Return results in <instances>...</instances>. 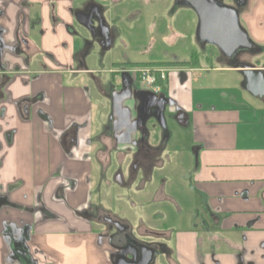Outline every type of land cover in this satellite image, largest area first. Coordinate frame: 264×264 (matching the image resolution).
Listing matches in <instances>:
<instances>
[{"label":"flooded vegetation","instance_id":"1","mask_svg":"<svg viewBox=\"0 0 264 264\" xmlns=\"http://www.w3.org/2000/svg\"><path fill=\"white\" fill-rule=\"evenodd\" d=\"M218 1L238 10L240 16L253 4V0ZM188 9L194 12L187 0H82L69 6V22L58 18L51 10L52 25L59 24L72 40L67 67L83 72L87 82L84 93L95 105L96 118L104 119V123L90 138L80 137L87 123L70 122L58 134L67 156L78 163L77 172L83 175L80 178L63 176L58 184L60 197L51 195L49 203L58 202L61 210L70 211L72 220L70 216L65 219L48 209L39 193L37 205L30 212L34 215L33 223L9 226L22 245L25 246L29 232L36 226L39 211L43 217L61 221L69 231L91 230L95 234V245L108 264H225L227 260L230 264H264V239L251 241L257 237L253 224L259 218L243 226L230 220L226 227L228 216L210 209L193 179L198 168L196 148H169L176 132L188 128V115L179 106L176 90L170 85L177 76V67L184 71L188 65V61L178 60L173 53L178 39L183 41L188 36L187 32L179 30L181 24L177 19L181 11ZM239 22L241 24L240 17ZM30 23L29 29L31 27L41 37L43 30L37 13L30 18ZM20 29L18 22L15 35ZM5 34L6 29L0 25V65L3 68L16 70L20 66L10 63L6 55L20 57L23 53L22 64L38 70L47 68V63L61 65L65 57V53L36 49L39 39L30 41L24 33L11 42L4 39ZM247 36L251 47L235 49L232 58L214 44L198 37L197 40L202 49L207 47L206 54L211 47V54L216 53L233 66L252 65L251 55L259 48L248 33ZM133 39L140 53L159 52L165 58L107 62L117 46H127ZM61 43L60 48L65 52L67 42ZM35 53L41 57L36 66H31ZM107 63L110 68H90ZM140 63H154L155 67L166 70L164 81L153 95H150L152 90L140 84L136 74L129 72L142 67ZM121 72L129 73L131 84L128 80L122 84ZM15 75L17 71L7 74L4 83ZM188 161L190 164L186 165ZM178 174L182 184L199 196L197 205L185 212L166 188L169 178ZM82 182L87 187L85 199L71 207L69 195L75 193ZM3 233L8 236L10 230ZM17 254L22 260L34 262L25 248H20Z\"/></svg>","mask_w":264,"mask_h":264},{"label":"crops","instance_id":"2","mask_svg":"<svg viewBox=\"0 0 264 264\" xmlns=\"http://www.w3.org/2000/svg\"><path fill=\"white\" fill-rule=\"evenodd\" d=\"M81 1L0 0V25L6 29V41L16 40V36L24 33L30 41L39 39L36 49L54 54L61 53L56 52L61 50L59 41L67 42L61 65L46 62L48 67L44 70L27 67L20 60L23 53L16 56V64L20 65L16 70L0 65V264H108L96 247L91 230L69 231L61 221L43 217L39 211L36 215L39 219L25 246L9 229L10 225L33 223L34 215L30 212L37 205L39 193L48 209L65 219L71 215L70 211L61 210L58 202L49 203L51 195L60 197L58 184L63 176L83 175L77 172L78 163L67 156L58 134L75 122L87 123V128L80 132L81 138L94 136V113L93 103L84 93L87 82L83 72L67 67L71 37L59 24L52 25L51 10L69 22V6ZM36 13L43 30L41 37L30 25V18ZM240 19L259 48L250 62L264 72V0H253L250 10L243 12ZM18 22L21 29L15 35ZM210 59L214 60L210 66L203 62L196 68L186 65L184 71L177 67V76L170 83L176 90L179 106L188 115L186 127L191 134L186 149L195 147L198 154L193 179L210 209L228 216L226 227L230 220L243 226L259 218L253 224L257 237L251 241L261 240L264 239V99L246 91L243 67L229 64L216 53ZM199 69L202 74H197ZM13 71L17 75L4 83L5 76ZM86 189L82 182L69 195L71 207L84 201ZM9 230L10 234L5 236L3 232ZM20 248L27 249L34 262L22 260L17 254ZM76 252L84 253L82 261L75 259ZM225 264L230 262L227 260Z\"/></svg>","mask_w":264,"mask_h":264},{"label":"rangeland","instance_id":"3","mask_svg":"<svg viewBox=\"0 0 264 264\" xmlns=\"http://www.w3.org/2000/svg\"><path fill=\"white\" fill-rule=\"evenodd\" d=\"M176 14V12H175ZM178 14V12H177ZM123 21H125V17H122ZM177 19L179 20V23L181 24V30L183 33L187 32L186 35H188L186 37V39H183V41H180L178 39L176 46H175V51L173 52L174 55L177 57L178 60L180 61H189L192 62L191 66L199 67V65H203L202 63L204 62V65L210 66V64L212 63V61L210 60V55L212 52L211 47H209L210 49L208 54L205 53V49H207V47H205V49H202V46H199V42L197 40V35H196V28H197V17L195 15V13L191 10L188 9L185 12L181 11L180 14L177 15ZM119 25H121L119 23ZM125 25H127V22H125ZM184 36H186L185 34H183ZM187 41V42H185ZM62 43L61 41L58 42V47H61ZM56 52H61V54H64V50H59ZM195 54V55H194ZM125 55V56H123ZM194 56H196V58H194ZM41 54H37L35 53L34 56L32 57V63L31 66L34 65L36 66V62L40 59ZM7 60L10 63H16V57H6ZM125 58H128L132 61H155V60H160V59H164L165 56H162L159 54V52L156 53H140L139 49L137 47V43L134 41V39L131 41V44H127V46H117V48L114 50L113 54L111 55V57L107 58V62H111V61H122ZM196 60V65H193V61ZM99 67H104V68H110L109 64L107 63L106 66H93L90 68H94V69H100ZM202 74L203 72L200 71V69L198 70L197 74ZM107 73H104L103 75H105ZM140 84H142L140 82ZM143 85V84H142ZM144 86V85H143ZM93 125H92V132L94 134H97V129L99 128L100 123H104V119H97L95 116L96 110H95V106L93 103ZM176 137H173V139L170 141L171 145L169 148H171L173 145H178L182 150H187V145L189 144V138H190V134H191V130L190 128L188 129H180L177 132ZM190 150H191V146H189ZM186 154V153H185ZM176 157V156H175ZM174 158V157H173ZM177 158V157H176ZM185 160L182 159V161ZM189 161L186 165H189ZM180 174L169 178L170 183L166 185V188L168 191H170L172 194L175 195V197L178 199V202L181 204V208L182 211L185 212L187 211V209H192L194 208V205L196 204V201L199 200V196H197V194H194V192H192L191 190H189L188 186L182 184V180L179 176ZM197 205V204H196ZM190 209V210H191ZM190 212V211H189ZM82 251V250H81ZM84 257V253L82 252H76L75 253V259L77 261H82Z\"/></svg>","mask_w":264,"mask_h":264},{"label":"water","instance_id":"4","mask_svg":"<svg viewBox=\"0 0 264 264\" xmlns=\"http://www.w3.org/2000/svg\"><path fill=\"white\" fill-rule=\"evenodd\" d=\"M187 1L193 7L197 17L196 32L199 39L214 44L229 58L234 57L235 49L251 47L247 33L239 22L240 12L238 10L225 6L218 0ZM241 67L245 69L243 73L246 91L264 99L263 70L250 64H242ZM120 79L122 84L127 80L131 84L132 79L128 72H121ZM153 94L154 92L150 93V95Z\"/></svg>","mask_w":264,"mask_h":264},{"label":"built area","instance_id":"5","mask_svg":"<svg viewBox=\"0 0 264 264\" xmlns=\"http://www.w3.org/2000/svg\"><path fill=\"white\" fill-rule=\"evenodd\" d=\"M131 74H136L145 87L149 88L153 92H157L159 89V83L165 79L166 70L160 69L154 66H142L137 69L129 70Z\"/></svg>","mask_w":264,"mask_h":264},{"label":"trees","instance_id":"6","mask_svg":"<svg viewBox=\"0 0 264 264\" xmlns=\"http://www.w3.org/2000/svg\"><path fill=\"white\" fill-rule=\"evenodd\" d=\"M195 55V54H194ZM194 58H196V56H194ZM193 65H196V60L193 61ZM192 62H189L188 61V64H191ZM139 65H142V66H156V64L154 63H140ZM160 84V82H158ZM5 201V199H4ZM3 202V201H2ZM6 202V201H5Z\"/></svg>","mask_w":264,"mask_h":264}]
</instances>
